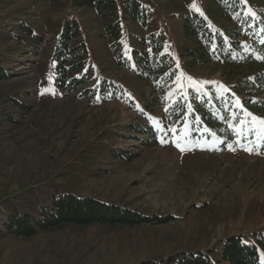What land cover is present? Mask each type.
Here are the masks:
<instances>
[{"label":"rangeland","instance_id":"rangeland-1","mask_svg":"<svg viewBox=\"0 0 264 264\" xmlns=\"http://www.w3.org/2000/svg\"><path fill=\"white\" fill-rule=\"evenodd\" d=\"M139 1L151 25L144 28L125 17L119 56L110 47L104 19L91 8L73 0H0V65L8 75L0 80V228L11 214L39 218L61 193L94 197L158 220L149 225L64 223L28 238L4 230L0 264H141L211 248L219 264H229L221 257L227 238L244 235L254 243L255 235L264 234V138L249 136L264 131L248 124L236 146L220 149L214 135L202 136L206 124L186 77L178 91L172 73L163 102L153 104L158 94L133 60V50L141 49L137 37L155 32L164 42L163 53L173 59L172 72L218 82L242 100L235 86L250 66L228 74L217 63L189 67L182 56L188 45L182 21L192 3L216 26L227 28L230 22L216 12L214 0ZM75 20L80 33L70 65L84 66L68 76L85 81L68 90L57 82L62 71L54 52L64 27ZM218 84H204L199 94H219ZM262 84L256 88L264 97ZM44 89L49 91L41 94ZM139 109L185 132L187 150L162 144ZM139 126L154 134L134 133ZM261 254L264 263V249Z\"/></svg>","mask_w":264,"mask_h":264},{"label":"trees","instance_id":"trees-1","mask_svg":"<svg viewBox=\"0 0 264 264\" xmlns=\"http://www.w3.org/2000/svg\"><path fill=\"white\" fill-rule=\"evenodd\" d=\"M73 2L76 6L93 9L99 17L104 19L106 36L113 41L110 47L119 53V56L123 55L120 41L122 20L126 17L140 23L144 28L150 27L152 22L151 15L139 0H73ZM214 4L219 16L230 22L229 27L216 26L200 12L189 11L182 21L183 35L188 43L182 50V56L187 59L189 67L217 63L226 67L228 74H235L241 68L250 66L246 72H243L246 75L245 78L237 82L235 86L243 95L240 100L242 109L226 105L225 101L235 97L228 93L221 97L212 90L210 96L201 93L196 94L194 98L201 122L206 124L202 136L209 140V137L214 135L212 142L216 143L220 149H226L229 143L233 147L237 145L240 134L246 137L248 124L244 125V131L241 133L240 121H250L251 117L245 116L244 110L259 119H264V97L258 94L263 92H259L256 88L258 84L264 83V68L254 70L256 66H264V0H214ZM249 10L254 12L255 16L250 15ZM25 29L28 33H33L30 27L25 26ZM79 33V23L76 20L68 22L58 39L54 52L58 61V70L62 71L57 82L68 90L79 87L85 81L84 78L69 80L68 76L70 71L84 66L83 63L70 65L76 57L74 54L78 46H73V41ZM39 39V36L35 37L36 42L40 41ZM137 41L141 49L133 50V60L140 67L139 76L151 83L153 94H158L156 102L152 103H162L171 83L173 59L169 54L161 55L164 42L159 34L150 32L137 37ZM83 47L86 45L83 44ZM252 74H255L253 78ZM7 77L6 70L0 65V80ZM67 80H69L68 83ZM135 129L134 133L154 134L150 128L139 126ZM191 129L194 134L197 133L194 122L191 124ZM249 136L262 139L264 133L257 135L251 132ZM64 223L149 225L158 223V220L94 197L61 193L52 197L50 207L43 208L39 218H33L28 214L9 215L2 221L0 234L5 230L18 237L28 238L41 230ZM255 239L253 243L247 241L244 235L227 238L221 251L222 260L229 264H264L261 254V249H264V234L255 235ZM215 252L216 250L212 248L208 251L180 252L166 259L148 260L141 264H219L215 259Z\"/></svg>","mask_w":264,"mask_h":264},{"label":"snow or ice","instance_id":"snow-or-ice-1","mask_svg":"<svg viewBox=\"0 0 264 264\" xmlns=\"http://www.w3.org/2000/svg\"><path fill=\"white\" fill-rule=\"evenodd\" d=\"M190 8L195 10L196 12H200L199 7L197 6L196 3H192L190 5ZM250 15L255 16L254 12H251V10H249ZM201 15H203V13H200ZM165 51H167V49H165ZM164 53H161V55H163ZM179 63L178 61L176 62V68L179 69ZM173 75H175V85L178 86L177 90L179 91L180 89H182L184 86L182 84V78L186 77L187 81H188V87L191 88L194 92H196L197 94H199L201 91H203V85L204 84H218V82L215 81H197L194 78H192L191 76H186L185 73H183L182 71H180L178 74L174 71ZM49 79L51 80V77H49ZM218 89L221 90L219 92V95L221 97H223L224 93H227L229 91V89L224 86L223 84H218ZM49 91V89H44L42 90L41 94H44V92ZM171 95V93L169 94ZM205 95H207V92H205ZM167 99V97H166ZM183 99H187V95L183 96ZM227 106L230 107H235L237 109H242V104L239 98L237 97H233L232 100H227L225 101ZM137 107L139 108V106L137 105ZM189 107H191V105H189ZM141 111L142 114H144L145 116H147L148 121L153 125V127L156 128V130L161 134V143H173L175 145V147H177L181 152L187 150L188 148V139L189 137L187 136V134L185 132H182L181 129L175 127V126H169V125H164L161 120L152 117L150 115H148L147 113L144 112L143 109H139ZM170 110V107H166L165 108V112H168ZM244 114L245 116H249L251 117V120H241L240 121V128H241V133L244 131V125L245 124H250L251 130H255L258 126L260 127L261 131H264V119H259L256 116L252 115L250 112H247V110H244ZM258 135V133H257ZM168 137H171V140L168 139ZM239 143V141H237ZM205 143H207V141H205ZM246 150H250V149H246Z\"/></svg>","mask_w":264,"mask_h":264}]
</instances>
